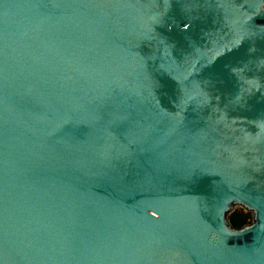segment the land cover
Instances as JSON below:
<instances>
[{"label": "water", "instance_id": "1", "mask_svg": "<svg viewBox=\"0 0 264 264\" xmlns=\"http://www.w3.org/2000/svg\"><path fill=\"white\" fill-rule=\"evenodd\" d=\"M0 264H264V0H0Z\"/></svg>", "mask_w": 264, "mask_h": 264}, {"label": "trees", "instance_id": "2", "mask_svg": "<svg viewBox=\"0 0 264 264\" xmlns=\"http://www.w3.org/2000/svg\"><path fill=\"white\" fill-rule=\"evenodd\" d=\"M229 219L234 227L241 228L252 222V213L238 208L230 214Z\"/></svg>", "mask_w": 264, "mask_h": 264}, {"label": "rangeland", "instance_id": "3", "mask_svg": "<svg viewBox=\"0 0 264 264\" xmlns=\"http://www.w3.org/2000/svg\"><path fill=\"white\" fill-rule=\"evenodd\" d=\"M238 208H240V207H236V209H238ZM231 214V213H230ZM230 214H229V216H230Z\"/></svg>", "mask_w": 264, "mask_h": 264}]
</instances>
